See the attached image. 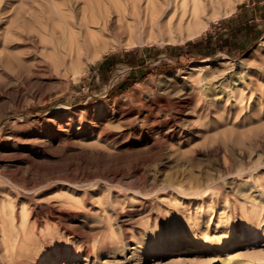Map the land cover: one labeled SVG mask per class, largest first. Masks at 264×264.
I'll return each instance as SVG.
<instances>
[{
  "label": "rangeland",
  "instance_id": "1",
  "mask_svg": "<svg viewBox=\"0 0 264 264\" xmlns=\"http://www.w3.org/2000/svg\"><path fill=\"white\" fill-rule=\"evenodd\" d=\"M224 1L171 33L163 0H0V264H264V0ZM139 3L91 55L40 43Z\"/></svg>",
  "mask_w": 264,
  "mask_h": 264
},
{
  "label": "bare ground",
  "instance_id": "2",
  "mask_svg": "<svg viewBox=\"0 0 264 264\" xmlns=\"http://www.w3.org/2000/svg\"><path fill=\"white\" fill-rule=\"evenodd\" d=\"M163 2L164 3L160 4L156 10H154L153 7L149 8V6L147 5L146 8L148 7V10L146 11L149 17L155 21L156 25L161 30L165 29V26L168 25L170 29L169 32L172 33L174 32L173 29L176 28V26L172 22L173 19H175L176 15L179 24L176 25L179 28H181L186 21L188 24L191 25L192 21L193 22L200 21L199 19H201L200 17H202L201 16L202 11H206L210 5L211 6L215 5L217 2H219V0H193L192 2L193 5L191 6V10L189 11V13L185 4L182 5L183 10L180 13H177V7H176L177 5L175 4L174 0H163ZM77 13H79V11L76 12V14ZM129 13H130L129 15L132 16V19H134V21H126V22L121 21V14H119L116 20H114L113 18H109L108 16L103 20L92 17L91 19L86 21L84 17H77V15H79L77 14L74 15L75 16L74 19L67 20L65 22L66 24L63 26L64 29L60 28L59 31L55 24H50V22L52 23V20L51 21L49 20L50 18L49 16L51 15H48L49 18L48 17L47 18L49 21L45 19L42 26L47 33L52 34L53 38L50 40V42L49 41L47 42L46 40L47 37L41 36L40 43L41 42L44 43L47 47L50 45L55 46L57 44L58 50L65 51L66 55L68 54L70 56V60L73 62L75 60L73 58L74 50L78 53V55H81L83 52H87L91 55L92 53H94V51L102 49L101 45L105 41L104 39L105 36L101 33H98V30L103 31L104 33H111L116 35H118L117 33L120 34V31H123L124 33L131 32L132 34L133 33L136 34L137 31L144 30L145 29L144 19H146L145 16H147V14H145V9L143 4L142 3L136 4L134 9L130 10ZM56 17H58V15L57 16L55 15V18ZM206 26L207 23H204L199 26L197 25L192 29L189 28L188 34L189 35L198 34ZM29 39L30 40L32 39L31 36ZM25 40L28 41V39H26V37L24 36V38H22L18 42L22 43L24 49L33 51V45L34 46L36 45L35 39L34 42L31 40L32 44H27L26 43L27 41L25 42ZM2 48L7 49L10 47H8V45L5 44L4 46H2ZM64 59H65L64 62L66 63L67 56H65ZM14 234L15 232H13V236Z\"/></svg>",
  "mask_w": 264,
  "mask_h": 264
}]
</instances>
